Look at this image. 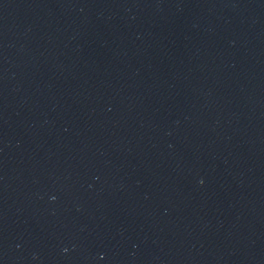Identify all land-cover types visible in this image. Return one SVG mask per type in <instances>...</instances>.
<instances>
[{
	"label": "water",
	"instance_id": "water-1",
	"mask_svg": "<svg viewBox=\"0 0 264 264\" xmlns=\"http://www.w3.org/2000/svg\"><path fill=\"white\" fill-rule=\"evenodd\" d=\"M0 264H264V0H0Z\"/></svg>",
	"mask_w": 264,
	"mask_h": 264
}]
</instances>
